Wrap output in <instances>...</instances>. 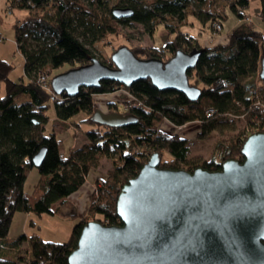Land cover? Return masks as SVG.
<instances>
[{
	"label": "trees",
	"instance_id": "16d2710c",
	"mask_svg": "<svg viewBox=\"0 0 264 264\" xmlns=\"http://www.w3.org/2000/svg\"><path fill=\"white\" fill-rule=\"evenodd\" d=\"M217 1L224 5V16L228 9L238 19L247 18L245 11L250 0H8L11 9L17 7L26 14L13 26L15 46L24 58L25 80H12L11 64L0 58V83H4L5 92L0 94V264H16L7 254L26 241L31 258L26 262L20 260L21 264H67L86 222L96 219L108 225L121 224L117 194L154 151L160 155L159 165L171 169L188 170L199 165L208 170L218 169L225 158H241L240 147L247 135L264 130V82L256 85L260 80L264 34L250 23H240L223 40L210 45L179 29L189 14L206 25L208 21L214 22L212 7ZM257 1L259 15L264 19V0ZM115 6H128L133 14L116 18L112 14ZM130 21L141 22L150 33L161 23L176 31L161 44V49L155 45L129 47L138 57L166 60L177 49L201 50L195 67L187 71L189 84L198 86L200 96L190 100L175 90H159L149 79H140L129 87L107 79L96 87H80L73 97L62 94L51 101L38 76L64 63L75 66L88 63L94 57L92 43L119 33L120 26ZM119 87L128 90L139 103L122 112L133 113L136 121L120 126L98 121L94 118L98 109L94 97ZM20 95L23 97L17 101ZM49 102L54 106L56 118L63 123L78 112L86 113L80 120L88 124L81 130L85 143L64 153L57 135L44 133L48 118L43 111ZM116 102L108 101L105 111L118 112ZM231 116L242 117L244 121L243 129L231 142L220 138L206 160L189 156L188 140L176 126L195 122L197 137H205L212 130L234 128ZM164 123H168L167 128ZM74 124L81 127L79 121ZM44 146V159L35 166L38 179L32 191L26 192L23 190L26 172L34 167L33 155ZM165 153L169 157L164 159ZM103 157L111 158L113 166L94 178L88 210L72 226L66 242L47 241L35 233L8 237L16 212L68 215L70 212L62 210L63 206L85 186Z\"/></svg>",
	"mask_w": 264,
	"mask_h": 264
},
{
	"label": "water",
	"instance_id": "95a60500",
	"mask_svg": "<svg viewBox=\"0 0 264 264\" xmlns=\"http://www.w3.org/2000/svg\"><path fill=\"white\" fill-rule=\"evenodd\" d=\"M112 10L116 18L133 14L128 6ZM200 54L194 47L177 49L166 60L144 58L123 45L109 62L93 57L53 75L51 87L73 97L80 87H96L102 80L129 87L149 79L159 90L196 100L200 89L189 84L187 71ZM259 70L264 82V51ZM94 118L115 126L136 121L131 112L100 109ZM240 148V159L225 158L210 170L164 168L154 151L117 194L121 224L86 222L67 264H264V130L248 134ZM45 152L44 146L33 155L34 166Z\"/></svg>",
	"mask_w": 264,
	"mask_h": 264
},
{
	"label": "rangeland",
	"instance_id": "374dc122",
	"mask_svg": "<svg viewBox=\"0 0 264 264\" xmlns=\"http://www.w3.org/2000/svg\"><path fill=\"white\" fill-rule=\"evenodd\" d=\"M115 1V0H113ZM113 3V2H111ZM250 6L245 11L248 15L247 18L238 19L234 16L228 9L226 10L227 15L224 16L223 3L217 1L212 7V11L215 15V19H218L222 23V30L220 32L214 31L212 28V22H207L203 24L196 15L189 14L184 17L181 22V27L179 29L189 30L192 35L199 38V41L203 44H216V42L221 41L225 36L234 29L240 23H250L257 29H260L264 34V19L259 15V3L257 0H250ZM196 7V6H195ZM194 7V8H195ZM25 11L13 7H9L8 0H0V58L8 61L11 64V71L9 72V77L12 80L18 81L20 79L25 80L23 63L24 58L21 53L17 51L14 39V23L25 16ZM211 23V25L209 24ZM204 25V26H203ZM176 31L169 30L162 23L158 25L153 33L148 32L145 26L141 22L130 21L126 25H121L119 28V33L109 34L103 39L95 40L90 46L94 57L100 60L104 59L109 62L111 59L112 52L117 50L120 46L127 47H139L142 45L144 47H150L152 45L157 46L161 49V44H164L167 40L171 39L172 35H175ZM209 37V38H208ZM146 58V57H145ZM75 66L74 63H64L60 68L52 69V71H46L45 79H47V84L51 83V78L53 75L63 72L71 67ZM259 79H257L258 81ZM262 80L257 82V86L261 85ZM0 94L4 95V83H0ZM104 94V93H103ZM114 98H118L116 102V109L118 112H123L125 109L124 101L125 99L131 97L129 91L123 87H119L118 90L109 92ZM102 95V94H100ZM105 95V94H104ZM23 96L20 95L17 101H20ZM104 97V96H103ZM95 98V97H94ZM96 99V98H95ZM49 106L43 111L47 115V120L45 122L44 133L49 132L55 133L62 140L61 148L64 153L68 152L69 148L76 149L81 146L87 140L81 130H85L88 124L83 123V120L87 115L84 112H78L76 115L72 116L65 123L58 121L56 118V112H54V106L49 102ZM95 104L98 109L105 111L107 110L106 99L102 96H97ZM106 106V107H105ZM233 121L234 128L230 130H212L205 137H197V124L195 122H186V124L176 126V130L182 134L188 141V154L190 157L202 158L204 160L210 158L214 151L215 143L222 138L226 143L231 142L237 134L241 132L244 127V121L242 117H230ZM79 121L81 129L74 124V122ZM166 128L168 123H164ZM165 157H169L168 153H165ZM113 166V161L111 158L103 157L100 160L99 166L95 169L92 174L89 175L85 182L84 188L78 191L76 194L71 195L68 202L63 206L62 210L70 212L68 215H63L61 213H42L31 215L26 219L24 223V216L26 213L16 212L11 221V226L8 231V236L15 238L21 233L27 235L31 233L39 234L43 239L47 241L54 242H66L71 234L72 226L78 222L81 216L85 215L87 212V207L90 201L91 192L94 186V178L96 175L103 174L106 170L111 169ZM38 170L34 166L28 169L26 172V181L24 189L26 192H31L35 182L37 181ZM76 212L77 215L74 216L71 213ZM33 220V221H32ZM32 222V223H31ZM21 248L18 250L9 251L7 256L13 258L16 264H21L19 261H27L31 258L30 252L28 250L27 243H21Z\"/></svg>",
	"mask_w": 264,
	"mask_h": 264
},
{
	"label": "built area",
	"instance_id": "2783aa9c",
	"mask_svg": "<svg viewBox=\"0 0 264 264\" xmlns=\"http://www.w3.org/2000/svg\"><path fill=\"white\" fill-rule=\"evenodd\" d=\"M211 26H212V28H214V31L216 30L217 32H220L222 30V23L218 19L214 20V22H212V25ZM45 75H46L45 72H42L38 76L37 79L42 84V86L44 87V89L47 90L50 93V100L53 101L59 95L54 92V90L51 87V83L47 84V79H45ZM123 103H124L123 108L125 110H128L130 108V106H134L136 104H139L136 101H134V99L131 98V97L125 99V101Z\"/></svg>",
	"mask_w": 264,
	"mask_h": 264
},
{
	"label": "crops",
	"instance_id": "0c3cea01",
	"mask_svg": "<svg viewBox=\"0 0 264 264\" xmlns=\"http://www.w3.org/2000/svg\"><path fill=\"white\" fill-rule=\"evenodd\" d=\"M187 32H189L190 33V31L189 30H186ZM191 34V33H190ZM173 36V35H172ZM171 36V37H172ZM198 40H199V38L198 37H196ZM209 38V37H208ZM97 96H102V98L103 99H106V103H108V101H114V100H118V98H114V96H112V94H102V95H100V94H97L96 96H95V98L97 99ZM104 96V97H103ZM118 102V101H117ZM106 107V106H105ZM58 137V136H57ZM58 139H60V140H62L60 137H58ZM61 143H62V141H61ZM62 145V144H61ZM61 150H62V148H61ZM38 176V175H37ZM25 181H26V179H25ZM25 181H24V185H23V190H25L24 189V186H25ZM82 188H84V187H82ZM81 188V189H82ZM81 189H79V191L81 190ZM78 192V191H77ZM77 192H75L74 194H76ZM73 194V195H74ZM55 207V204L54 205H52V209ZM26 214H25V216H24V223H26L25 221H26V219L25 218H28L29 216H31V215H35L34 213H32V212H25ZM33 221V220H32ZM9 237V236H8ZM11 238V237H10ZM23 243V242H22ZM27 243V241L26 242H24V244H26ZM22 246V245H21Z\"/></svg>",
	"mask_w": 264,
	"mask_h": 264
}]
</instances>
